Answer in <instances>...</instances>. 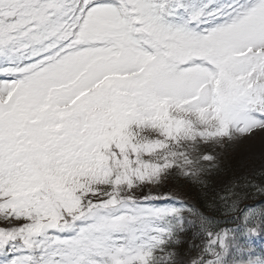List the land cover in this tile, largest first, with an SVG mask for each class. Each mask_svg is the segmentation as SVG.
<instances>
[{"label":"snow or ice","instance_id":"obj_1","mask_svg":"<svg viewBox=\"0 0 264 264\" xmlns=\"http://www.w3.org/2000/svg\"><path fill=\"white\" fill-rule=\"evenodd\" d=\"M261 238L264 0H0V264H264Z\"/></svg>","mask_w":264,"mask_h":264},{"label":"trees","instance_id":"obj_2","mask_svg":"<svg viewBox=\"0 0 264 264\" xmlns=\"http://www.w3.org/2000/svg\"><path fill=\"white\" fill-rule=\"evenodd\" d=\"M182 191L186 197L195 200V202L199 205L200 202L197 199V190L195 188H189L188 186H185Z\"/></svg>","mask_w":264,"mask_h":264},{"label":"rangeland","instance_id":"obj_3","mask_svg":"<svg viewBox=\"0 0 264 264\" xmlns=\"http://www.w3.org/2000/svg\"><path fill=\"white\" fill-rule=\"evenodd\" d=\"M251 150L254 151L257 155H259L261 151V139L259 136H257L252 142H251ZM258 241V240H257Z\"/></svg>","mask_w":264,"mask_h":264}]
</instances>
